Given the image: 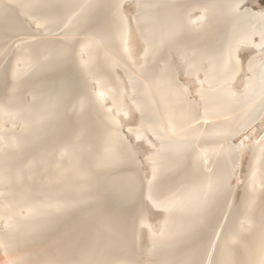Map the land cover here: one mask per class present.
Segmentation results:
<instances>
[{
	"label": "bare ground",
	"instance_id": "bare-ground-1",
	"mask_svg": "<svg viewBox=\"0 0 264 264\" xmlns=\"http://www.w3.org/2000/svg\"><path fill=\"white\" fill-rule=\"evenodd\" d=\"M262 1L0 0V264H264Z\"/></svg>",
	"mask_w": 264,
	"mask_h": 264
},
{
	"label": "rangeland",
	"instance_id": "rangeland-1",
	"mask_svg": "<svg viewBox=\"0 0 264 264\" xmlns=\"http://www.w3.org/2000/svg\"><path fill=\"white\" fill-rule=\"evenodd\" d=\"M261 4H263V6H264V0L261 2ZM21 34L22 33H20L16 37H8L7 39H4L3 41L0 42V47L3 46L5 49V50L2 49L3 53L0 49V51H1L0 63H2L3 65H5V63L7 64L11 59V52H8V49H10L12 47H16L19 44L34 38L33 35H31V34H25V33H24L25 35L24 34L21 35ZM262 58H264V56ZM254 140H251L250 143H253Z\"/></svg>",
	"mask_w": 264,
	"mask_h": 264
}]
</instances>
